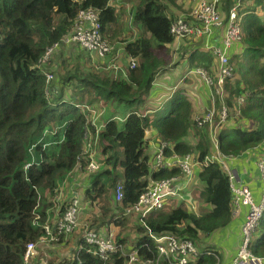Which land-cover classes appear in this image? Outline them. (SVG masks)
Masks as SVG:
<instances>
[{"label": "trees", "instance_id": "1", "mask_svg": "<svg viewBox=\"0 0 264 264\" xmlns=\"http://www.w3.org/2000/svg\"><path fill=\"white\" fill-rule=\"evenodd\" d=\"M234 1L221 0L218 5L224 22ZM174 2L139 0L134 7L130 21L139 34L132 41H123L126 54L136 59L137 65L127 68L125 77L97 70L88 57L83 61L86 68L78 64L72 67L74 60L81 58L78 55L52 67L53 79L47 82L44 73L49 67L39 61L47 47L72 30L79 10H95L102 35L111 42L119 34L115 28L122 24L118 23L117 10L109 0H0V264H24L26 245L44 235L46 209L56 196L58 184L77 159L81 167L85 165L82 152L87 119L75 104L82 103L86 95V103L101 100L108 107L107 115L113 116L116 106L144 102L155 74L169 63L160 54L166 53V45L174 40L170 34L174 19L167 5ZM252 3L238 11L247 14L240 20L242 39L237 46L242 50L229 58L234 74L225 80L222 94L214 90L216 111L222 103L227 110V123L216 131L217 149L225 156L239 157L255 148L258 154L264 148V0ZM145 34L158 42L156 51ZM187 60L188 67L216 74L208 52H195ZM167 105L164 115H160L161 110L149 117L134 108L122 121H105L95 146V157L103 167L91 175L83 195L98 211L89 227L105 235V229L114 224L118 227L116 240L123 245L124 253L137 251L141 259L157 257V244L150 232L155 237L170 235L191 241L200 253L188 264H217L222 253L217 247L205 246V239L227 228L233 219L229 175L217 161L197 171L194 195L198 212L183 203H170L142 218L125 212L152 180L180 173L176 167L151 169L146 129L154 130L159 141L169 144L165 157L189 154L203 161L215 151L208 124L195 126L192 105L182 88ZM119 183L122 198L116 202L114 188ZM41 192L50 197H41ZM42 200L46 205H41ZM130 231L135 236L131 237ZM249 248L264 258V217ZM125 262L122 253L100 259L92 246L84 244L65 264ZM157 264L169 262L161 259Z\"/></svg>", "mask_w": 264, "mask_h": 264}, {"label": "built area", "instance_id": "2", "mask_svg": "<svg viewBox=\"0 0 264 264\" xmlns=\"http://www.w3.org/2000/svg\"><path fill=\"white\" fill-rule=\"evenodd\" d=\"M221 0H191L193 7L190 19L178 17L174 19L170 25V34L174 41H180L185 38H200L208 36L212 30L221 31V41L217 45H206L204 48L210 53L211 57L216 61V74L213 76L204 68H194L189 73L195 74L210 90V95L214 96V90L218 94H222L223 86L226 79L234 74V66L229 60V50L234 46L237 47L242 39L241 22L239 18L240 0L234 1L232 7L228 11L227 20L222 19L221 11L218 5ZM98 13L93 9L79 10L72 30L58 42L53 43L44 51L39 63L46 66L55 52L62 47L69 45H78L88 57H96L102 60L112 51L111 43L103 37L100 31ZM137 65V61L133 58L129 60V67L133 68ZM46 81L53 79L52 72H45ZM72 102V101H71ZM239 102H242L240 99ZM87 119V127L83 134L85 147L82 155H84L85 165L82 170L85 175H92L98 172L103 165L101 161L95 157V146L99 132L105 127L103 120L104 106L100 104H88L85 101L75 104ZM216 117V121H215ZM227 110L222 103L220 110L211 108L204 113L194 117L193 121L198 128L208 124L210 133H213L214 153L205 157L203 161H199L195 156L186 154L179 156L171 154L165 157L164 150L169 145L167 142L159 141L155 143L156 152L152 164V169L160 170L162 168H179L178 176L152 180L147 190L140 194L137 202L126 213H136L142 217L154 210H161L171 202L185 201L182 191L185 185L190 181L196 168H202L209 162L217 161L229 175L231 197V214L234 217L238 214L241 206L247 207L244 215V221L241 225V239L237 252L231 258L230 264H264V258L253 254L249 248L253 236L256 234L259 226V220L264 217V189L260 194L258 202H254L251 197V190L243 184H235L234 175L227 168V160H232L234 156L222 155L217 149L216 129H220L227 123ZM147 130V129H146ZM145 130V139L147 131ZM213 130V131H211ZM256 168L260 180L264 182V155L256 159ZM28 165V164H27ZM80 165L77 159L74 168ZM81 166V165H80ZM70 173V172H69ZM181 178L184 182H181ZM181 183H184L183 185ZM115 201L118 202L122 198V184L119 183L114 188ZM63 210L58 215L54 225L43 223L42 228L44 235L39 238L36 243L26 245L24 254V264H30L31 259L35 256L37 245H49L50 243H59L66 240L80 229V198L77 194H73L71 198L62 201ZM194 206V205H193ZM193 208V207H192ZM37 219V218H36ZM150 237L156 241L157 257L154 259H141L137 251L124 253L123 245L116 242L114 234L110 231L108 234L102 235L100 231H95L89 225H85L81 234L80 249L83 245H90L94 248L95 254L100 259H106L111 254L122 253L126 257L125 264H157L161 259L167 260L169 264H188L190 259L198 256L200 253L193 243L189 240H177L170 235L153 236L148 232ZM218 264V263H217Z\"/></svg>", "mask_w": 264, "mask_h": 264}, {"label": "crops", "instance_id": "3", "mask_svg": "<svg viewBox=\"0 0 264 264\" xmlns=\"http://www.w3.org/2000/svg\"><path fill=\"white\" fill-rule=\"evenodd\" d=\"M138 1L139 0H109L110 6L117 10L116 12L118 15V20H129V25L127 29L125 27L126 24L123 21V24H121L120 27L115 28L117 33L119 32V34L115 35L116 45H114V50L110 56H107L102 60H99L96 57L92 58L103 68L99 71L110 72L111 74L123 77L126 76V70L127 68H129L130 57L124 50L125 41L123 40L132 41L139 34V31L131 24L130 21L132 12L135 10L134 7L138 4ZM188 1L189 0H175L174 4L168 3L167 5L169 15H172L173 19L182 16L191 21L187 12L189 10V7L191 8L192 4L190 1ZM245 4L247 6H250L253 3L252 0H245L242 8H245ZM245 14H247V12H241L239 14L240 20L241 18H244L246 16ZM258 14H261L259 10ZM220 35L221 31L218 29H214L212 30V33L210 35L203 38L202 43L193 40L182 39L178 42L173 40L172 43L166 45L167 52L169 51L170 53H172V55L166 54L167 52L164 53V51L160 55L164 59L169 61V63L164 66L163 70H159L155 74L151 86L147 94L145 95L144 102H142L140 105L135 104V110L143 115H154L156 112H159L164 108L165 104L169 102L178 88H182L184 90V94L187 100L191 103L193 109L192 116H194V114L198 110H200L202 114L206 110H209L211 108L216 109L215 98L213 95H210V90L206 89L204 83L195 74L189 73L194 69V67L187 66V59L198 49H204V52H207L204 48L206 45L211 46L219 44L221 41ZM79 50L80 49L75 45H69L67 47L60 48L57 51V54L54 55L55 57L53 56V58H55V61L53 60L51 66H47L49 67V72L53 71V64H55L54 68H56L63 59L70 57L75 58L78 55H81L80 59L77 57L78 61L80 62V66H85L84 62L87 59L88 55L82 50ZM236 50H238L239 53L241 52V48L239 46H234L229 50V57L236 54ZM100 62H102L103 64H101ZM213 62L216 68V61L214 59ZM88 99L89 96H83V102H87ZM100 103L104 106V121L108 120L109 118L112 120H118L114 114L113 116L107 115L108 107L106 106L105 102L97 100L93 104ZM120 106H122V104ZM146 131L147 134L145 139V146H147V152L149 154H151L152 152L150 160V166L152 169L154 155L156 152L155 143H159V138L158 136H156L157 134L156 132H154V130L147 129ZM258 154L254 151H248L246 154L239 157L234 156L232 160L228 159L226 162L227 168L231 169L233 172L235 184L242 183L243 185H246L251 190L252 195L255 197V202L259 201V196L264 189V182L260 180L255 164ZM198 170L199 168H196L194 170L192 178L185 185L182 191V195L185 198V201H173L171 202L173 203V205L176 206L183 203L185 206H188L190 208H188L189 210L198 212L199 203L196 200V196L194 195L196 183L195 181ZM176 176L179 177V175ZM86 177H91V175L76 176V174H69L68 178L65 181L67 184H65V187L60 190V193L63 197L62 201L68 200L69 198H71V196H73V194H77L79 196L81 205L79 219L80 229L73 235L69 236L66 240L59 243H50L48 246L38 245L36 247L35 256L31 259L30 264H65L68 259L72 258L74 252L80 250L82 231L84 230L86 224L89 225V221H91L92 217L96 214L95 212H98L96 206L91 207L90 201L83 198V195H85V190L88 187L90 181L87 184L84 181L76 182ZM246 178H248V181H246L248 184H246L245 182ZM181 182H184L182 178ZM181 184L183 185L184 183ZM44 195L45 193H43L42 196ZM195 200L196 203H194ZM62 201L58 203L56 200H52V204L46 209V220L44 223H48L51 226L54 225L58 215L63 210ZM40 202L41 205L42 203H44L45 205L47 203L46 200H42ZM246 211L247 207L241 206L238 214L233 217L231 224L227 228H224L218 231V233H215L205 239V246L217 247L218 250L222 253L220 262L219 260L217 261L218 264H230L231 258L235 256L240 244L241 225L244 221V215ZM83 220H87V222L84 223L82 222ZM110 231L113 232L114 238L116 240L118 227L114 224H110L108 229H105V234H108ZM130 236H135L134 232L130 233Z\"/></svg>", "mask_w": 264, "mask_h": 264}, {"label": "rangeland", "instance_id": "4", "mask_svg": "<svg viewBox=\"0 0 264 264\" xmlns=\"http://www.w3.org/2000/svg\"><path fill=\"white\" fill-rule=\"evenodd\" d=\"M190 2H191V0H189ZM188 1V2H189ZM206 1V0H205ZM209 1V0H208ZM236 1H238V0H236ZM241 2H240V10H241V8H242V5H243V3H244V1L243 0H240ZM111 3H112V1H111ZM190 4V3H189ZM191 4H192V2H191ZM192 7H193V4H192V6H191V8L189 7V10H188V14H189V16H191V10H192ZM182 17V16H181ZM221 17H222V19H223V15H221ZM178 18V17H177ZM123 21H124V23L126 24V28L128 29V25H129V20H118V23H122L123 24ZM145 36L150 40V45H151V48H152V50H154V51H156L157 49H158V46H157V44H158V42L152 37V36H150L149 34H145ZM205 36H202V37H198V38H196V39H194V38H185L186 40H193V41H197V42H200V43H202L203 42V38H204ZM184 39V40H185ZM110 43H111V45H112V51H111V53L108 55V56H110L111 54H112V52H113V50H114V45H116V42H111V41H109ZM242 50V49H241ZM197 54L198 55H201L202 53H204V49H198L197 51ZM236 52V54H240L239 53V51L238 50H236L235 51ZM57 54V52H55V54L54 55H56ZM168 54H171L172 55V53H168ZM55 57V56H54ZM107 57V56H106ZM53 60L55 61V58H51V59H49V61H48V63H47V65L46 66H51V63L53 62ZM91 61V63L92 64H94L95 65V67H96V69L97 70H102L103 68L96 62V61H92V60H90ZM101 64H103L102 62H100ZM75 64H78V66H80V62L78 61V60H74V62H73V65H71L72 67H75V66H77V65H75ZM53 67H55V64H53ZM85 68L87 67L86 65L84 66ZM83 67V65H81L80 66V68L81 69H83L84 68ZM167 107H168V105L167 104H165V106H164V108L162 109L163 111H162V113L160 114V115H164L166 112H167ZM135 108V106L134 105H132V106H130V107H124L123 105L122 106H116L115 108H113L114 109V115L117 117V119L119 120V121H122L125 117H126V115L131 111V110H133ZM201 114V111L200 110H198L195 114H194V116H193V118L195 117V116H197V115H200ZM149 117H151V115H148ZM222 128V127H221ZM211 131H213V130H211ZM216 131H217V129H216ZM211 138H213V133H211V136H210ZM84 147H85V144H84ZM84 149V148H83ZM257 149L258 148H255V150H253L254 152H256L257 151ZM262 150L259 152V154L260 155H258L257 156V158L258 157H262V155H261V153H264V148H261ZM118 151H119V158H122V150H121V148H118ZM96 154V153H95ZM76 165V164H75ZM75 167V166H74ZM103 167V165L101 166V168ZM228 171L233 175V172H232V170L231 169H228ZM69 174H76V176H83V175H85L84 174V172H83V170H82V168H81V166L79 165L78 167H76V168H73L71 171H70V173H68L67 175H66V177L64 178V180L62 181V182H60L59 184H58V186H57V189H56V196H55V198H54V200H56L58 203L60 202V201H62V195H61V193H60V190L63 188V187H65V184H67L65 181H66V179L68 178V176H69ZM119 174H121V171H119ZM92 179V177H86V178H83L82 180H79V181H76V182H81V181H84L86 184L90 181ZM246 181H248V178H246V180H245V182ZM63 183H64V185H63ZM242 184V183H241ZM246 184H248L247 182H246ZM39 195L42 197V195H43V193L41 192V193H39ZM44 197H50V195H48L47 193H45V195H44ZM251 197H252V199H253V201L255 202V197L251 194ZM260 197V196H259ZM260 199V198H259ZM194 203H196V200H195V202ZM82 222H84V223H86L87 222V220H83ZM129 233H132L131 231L129 232ZM46 246H48V245H46ZM31 263V262H30Z\"/></svg>", "mask_w": 264, "mask_h": 264}, {"label": "bare ground", "instance_id": "5", "mask_svg": "<svg viewBox=\"0 0 264 264\" xmlns=\"http://www.w3.org/2000/svg\"><path fill=\"white\" fill-rule=\"evenodd\" d=\"M215 163V162H214ZM216 164H218V163H216Z\"/></svg>", "mask_w": 264, "mask_h": 264}, {"label": "clouds", "instance_id": "6", "mask_svg": "<svg viewBox=\"0 0 264 264\" xmlns=\"http://www.w3.org/2000/svg\"><path fill=\"white\" fill-rule=\"evenodd\" d=\"M114 120V119H113Z\"/></svg>", "mask_w": 264, "mask_h": 264}]
</instances>
